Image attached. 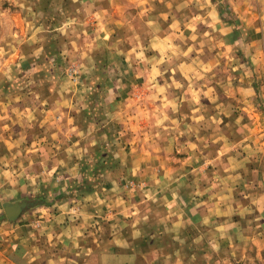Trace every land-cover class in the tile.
Masks as SVG:
<instances>
[{"label":"rangeland","instance_id":"374dc122","mask_svg":"<svg viewBox=\"0 0 264 264\" xmlns=\"http://www.w3.org/2000/svg\"><path fill=\"white\" fill-rule=\"evenodd\" d=\"M83 1L0 0V127L3 110L50 107L73 114L72 122L54 117L51 128L86 130L73 134L80 145L68 151L78 165L57 169L64 183L45 176L37 192L12 200L29 202L23 214L60 197L85 202L93 192H114L132 210L164 211L167 223L179 208L203 222L205 204L196 206L203 199L194 191L237 193L255 184L248 181L260 159L264 166V151L251 144L264 141L254 132L264 127V0H101V14L89 22L75 16ZM11 120V129L28 123ZM1 151L14 158L15 150ZM31 153L16 150V161L28 163ZM168 229H146L142 237H164L172 248ZM208 237L192 247L194 264H217L230 252H221L217 233ZM184 252L191 256L189 246Z\"/></svg>","mask_w":264,"mask_h":264},{"label":"crops","instance_id":"0c3cea01","mask_svg":"<svg viewBox=\"0 0 264 264\" xmlns=\"http://www.w3.org/2000/svg\"><path fill=\"white\" fill-rule=\"evenodd\" d=\"M102 8L101 0H86L81 6L82 13L75 16L89 22V16L97 18ZM95 20L89 30L96 41L100 37V22ZM72 115L68 110L58 112L50 107L39 111H1L5 124L0 127V199L14 202L12 199L24 197L29 191L37 192L45 176L55 183L66 181L63 172L57 169L75 165L76 161L71 159L68 151L80 142L72 140L73 134L84 135L86 130L80 131L81 128L71 125L68 128L63 125L51 128V123L54 117L62 122L68 117L72 122ZM22 117L28 122L27 127L23 125L22 129H11L13 127L6 124V120L14 119L16 122ZM38 119L41 124H38ZM260 129L255 128L256 138L259 131L264 136V127ZM255 140L251 144L264 151V141ZM4 146L8 150L11 148L12 152L26 150L34 155L29 157L28 163L19 159L16 161L15 151L14 158H9L1 151ZM194 147V143H190V149ZM38 150H47L48 154L40 157ZM58 153L63 156L56 158ZM260 161L257 163L259 173L254 180L248 181L255 184L238 189L237 193L208 188L194 191L197 202L203 199L196 206L205 204L204 221L199 224L189 218L183 208L174 211L176 220L173 224L167 223V214L156 207L142 206L132 210L128 206L130 202L127 201L128 205L123 203L114 192L108 197L104 194L106 198L93 192L85 202L60 197L45 207L29 209L23 214L22 210L15 219H9L3 204L6 219L0 222V264H194L196 250L191 253L192 247L210 243L208 234L216 233L218 237L215 241L221 252L230 247L227 254L232 255V258L223 255L217 264H264V166ZM32 166L36 167V171ZM205 182L208 184L210 181ZM211 199H217L214 220L212 205L215 201ZM216 221L219 226H214ZM168 228L173 230L172 248L170 241L167 243L164 237H142L146 229L165 232ZM215 228L221 232H215ZM125 229L128 231L124 232ZM182 235H187L188 244L182 245ZM187 246L191 256L184 252ZM123 247L129 248L123 250ZM237 252H242L240 257Z\"/></svg>","mask_w":264,"mask_h":264},{"label":"water","instance_id":"95a60500","mask_svg":"<svg viewBox=\"0 0 264 264\" xmlns=\"http://www.w3.org/2000/svg\"><path fill=\"white\" fill-rule=\"evenodd\" d=\"M28 204L29 202L26 200L13 203L7 202L4 205V209L9 219H15Z\"/></svg>","mask_w":264,"mask_h":264}]
</instances>
